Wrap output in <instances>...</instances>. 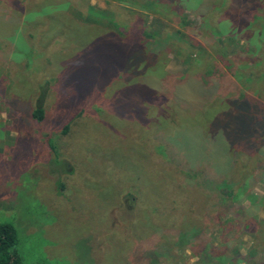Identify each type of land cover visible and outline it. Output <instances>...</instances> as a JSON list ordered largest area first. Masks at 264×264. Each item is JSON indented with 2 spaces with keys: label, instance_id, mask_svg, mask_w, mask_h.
I'll use <instances>...</instances> for the list:
<instances>
[{
  "label": "rangeland",
  "instance_id": "rangeland-1",
  "mask_svg": "<svg viewBox=\"0 0 264 264\" xmlns=\"http://www.w3.org/2000/svg\"><path fill=\"white\" fill-rule=\"evenodd\" d=\"M263 206L264 0H0V222L21 264H264V225L245 228Z\"/></svg>",
  "mask_w": 264,
  "mask_h": 264
},
{
  "label": "trees",
  "instance_id": "trees-1",
  "mask_svg": "<svg viewBox=\"0 0 264 264\" xmlns=\"http://www.w3.org/2000/svg\"><path fill=\"white\" fill-rule=\"evenodd\" d=\"M221 42L223 44L225 41H221ZM203 57H205L206 60H210V62H212L214 60L215 55L212 56V55H208L206 53L205 55H203ZM222 57H220V58H222ZM240 98H241V96L238 99H240ZM226 100L229 101V99H226ZM226 107H229L228 104L226 105ZM223 113L224 112L219 113L218 116H221ZM32 115L38 120H41L43 118L44 112H43V109H42L40 104H38V106H36L34 108ZM255 139H251L248 142L238 141L233 146V147H236L237 144L243 145L241 147V150H239L238 154L235 155L234 153H232L231 158H233V160H234L233 165L230 166V168L228 167L226 170H224V172L221 173L220 180L222 179V182L221 183L219 182L218 184H216V186L218 185L217 186L218 189L224 190V192H225L224 197L226 199L228 198L227 197L228 194H230L229 195L230 198L236 197V193H234V192L238 191V185L241 183H244L248 177V174L251 172L250 168H252V166L254 165V162L252 163L251 159H249V158H250V156L252 157L254 155V153L249 152L247 149H249L250 147L254 148V146L252 144H254L253 141ZM233 151H235V150H233ZM243 151L246 152V154H247V156H246L247 160L249 159L245 166L242 165L243 159L241 158ZM233 177H237L238 180H240L241 182L240 183L236 182V178H233ZM134 189H136V188L134 187ZM136 191L138 192V194H136V197H134V199L137 198V200H138L137 206H139V204L143 205L144 202H143L142 194L139 190L136 189ZM199 191H200V189H199ZM177 194L182 195L183 189H181ZM207 196H212V195L204 192L203 197H207ZM246 196L250 199L251 203H254L256 198H257L255 196V194H247ZM187 197H189V195ZM158 198H156L155 200H157ZM173 198H174V196H173ZM173 198L170 199V203L172 201H174V203H176V198L174 200H173ZM186 201L191 202L188 199ZM256 201L260 202L259 200H256ZM210 202L213 204L214 200L211 199ZM187 206H186V211L188 213L189 210H188ZM179 208H180V206H178L177 209H179ZM172 210H173V207H171L169 209L170 212ZM263 211H264V206H263ZM178 212L180 213V211H178ZM187 213H184V212L181 213V214H183V215H181V217H183V218L180 222V226H182V227H188V226L195 224L194 220H191V217L187 216ZM171 215H174V213L171 212ZM168 219H170V217ZM173 219H172V221H173ZM252 221L253 220L251 219L250 222H252ZM259 224L264 225V220H256V221H253L252 223H246L245 228H248L249 230H251V229H254L252 227L253 225H256V227H257V226H259ZM169 227L172 228V226H169ZM252 232H254V231H252ZM260 233L262 235H264L263 231H261ZM17 243H18V234H17L16 227L10 222H0V264H21V256H20L19 251L17 249ZM255 249L259 250V251L264 250V245L263 246L262 245L256 246ZM255 249H253V250H255ZM220 259H225V257L221 256Z\"/></svg>",
  "mask_w": 264,
  "mask_h": 264
}]
</instances>
